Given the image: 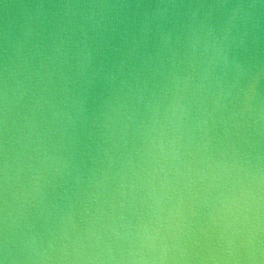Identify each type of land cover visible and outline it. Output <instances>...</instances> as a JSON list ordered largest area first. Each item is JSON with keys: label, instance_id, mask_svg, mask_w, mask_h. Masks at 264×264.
Listing matches in <instances>:
<instances>
[{"label": "water", "instance_id": "obj_1", "mask_svg": "<svg viewBox=\"0 0 264 264\" xmlns=\"http://www.w3.org/2000/svg\"><path fill=\"white\" fill-rule=\"evenodd\" d=\"M0 264H264V0H0Z\"/></svg>", "mask_w": 264, "mask_h": 264}]
</instances>
